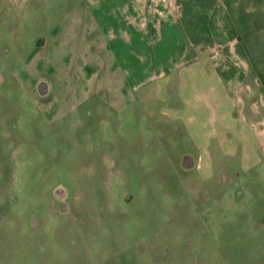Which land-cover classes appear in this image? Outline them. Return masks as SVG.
Segmentation results:
<instances>
[{
	"label": "rangeland",
	"instance_id": "1",
	"mask_svg": "<svg viewBox=\"0 0 264 264\" xmlns=\"http://www.w3.org/2000/svg\"><path fill=\"white\" fill-rule=\"evenodd\" d=\"M223 27L212 0H0V264H264V143L205 46L178 67Z\"/></svg>",
	"mask_w": 264,
	"mask_h": 264
},
{
	"label": "crops",
	"instance_id": "2",
	"mask_svg": "<svg viewBox=\"0 0 264 264\" xmlns=\"http://www.w3.org/2000/svg\"><path fill=\"white\" fill-rule=\"evenodd\" d=\"M170 1L168 0V3ZM212 2L221 11L223 29L214 35L195 32L185 35L186 41L182 51L185 55L179 61L178 67H186L189 64L185 62L186 53H195L199 44L205 46L206 49L202 51L205 54V63L211 61L215 74L221 76L223 84L236 86L234 93L238 104L240 102L236 107L237 118L243 120V131L257 134V141L264 143V0ZM174 12L172 16L166 17L165 14L157 19L155 25L150 15L148 20L145 19L147 23L140 25V29L147 31L152 24L154 30L159 28L162 31L165 25L169 27L172 24ZM194 60H197V57ZM242 71L246 72V75L241 73ZM239 75L243 77V82L239 80ZM226 98L232 101L234 97L227 95Z\"/></svg>",
	"mask_w": 264,
	"mask_h": 264
},
{
	"label": "water",
	"instance_id": "3",
	"mask_svg": "<svg viewBox=\"0 0 264 264\" xmlns=\"http://www.w3.org/2000/svg\"><path fill=\"white\" fill-rule=\"evenodd\" d=\"M39 87L41 89V93H43L45 95L47 93L45 85L43 83H41ZM54 195H55L56 199L59 200L63 204L62 205L63 210H67V206L65 205V203H66V200L68 198V195L65 192V190L61 187L57 188ZM36 221H37L36 218H32V225H35Z\"/></svg>",
	"mask_w": 264,
	"mask_h": 264
}]
</instances>
